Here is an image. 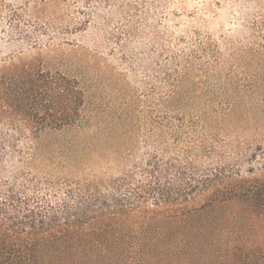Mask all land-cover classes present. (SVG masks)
Returning <instances> with one entry per match:
<instances>
[{"label": "trees", "instance_id": "16d2710c", "mask_svg": "<svg viewBox=\"0 0 264 264\" xmlns=\"http://www.w3.org/2000/svg\"><path fill=\"white\" fill-rule=\"evenodd\" d=\"M248 1L237 25L251 41L238 49L224 34L174 38L159 0L7 10L21 42L54 55L0 63V164L13 163L0 179V264H264V169L202 179L184 161L261 107L242 103L264 96V18ZM140 114L165 137L151 141L162 155L140 168L145 184L136 172L73 179L111 166L106 147Z\"/></svg>", "mask_w": 264, "mask_h": 264}, {"label": "rangeland", "instance_id": "374dc122", "mask_svg": "<svg viewBox=\"0 0 264 264\" xmlns=\"http://www.w3.org/2000/svg\"><path fill=\"white\" fill-rule=\"evenodd\" d=\"M32 1L0 0L5 6L4 9H6L0 16V63L8 61L12 57L21 56L19 55L20 52H22L21 58H29L40 53L45 60H49V57L54 55V52H38L37 50L29 49L19 40L20 36L17 33L15 23L11 21L10 25L8 22L9 12L7 10L11 9V11L19 14L25 5L29 4L31 6ZM159 1L161 2L162 13L165 17L163 27L172 33L174 38L181 35L187 37V39L194 38L193 33L198 32L202 37L209 36L213 40H218L220 35L224 34L236 43L233 46L236 49L246 45L247 41H251L249 38H246V31L248 30H241L242 28L237 25L243 23L241 19L245 14L243 11L244 5H242V1L244 0ZM246 8L254 15L253 17L256 21L262 19L261 17L264 18V0H249ZM25 30H28V28ZM82 37L79 41L81 43L86 39L85 35ZM127 80L132 84L131 77H127ZM259 94L263 95L264 89ZM242 103L247 107H250L251 103L255 104V106L261 105L257 116L248 118L247 120L243 119L244 121L240 122L242 124L240 129L228 128V134L226 136L223 135V137L220 135L219 140H217L219 143H214V150L186 156L184 161L193 165V167L186 169L187 173H195L196 176L198 174L202 179L210 172L239 173L242 177L247 176L248 170H254V175L262 174V169H264V96L246 98L243 99ZM143 117L146 116L140 114L139 121H135V124L140 125L138 130L131 129L117 132L118 135L115 136L118 139H114L112 144L106 147V150L112 152L113 160L111 166L104 164L103 169L93 171L89 175L81 173L80 175L73 176V179L83 181L86 178L90 179L93 174L101 176L107 173L108 176H111L115 180H121L125 174L136 172V181L145 184L150 178L146 173L141 174L139 172L140 168L148 166L151 154L157 153L156 155H162V151L159 148L161 144L159 143L160 145L158 146L155 143L156 146L153 148L151 141L161 142L163 141L162 138L165 137L161 136L159 130H155L154 134H150L151 131L145 128L149 120L145 121ZM216 132L217 129L210 128L207 134L209 137H212V133ZM125 157H127V162L124 165L118 159ZM12 164H0L1 180L10 179V172L13 171ZM179 173V169H174L170 172L168 181L176 184ZM161 184H164V180L161 181ZM152 198L154 196L150 197L147 203V206L151 208L153 203L151 201Z\"/></svg>", "mask_w": 264, "mask_h": 264}]
</instances>
